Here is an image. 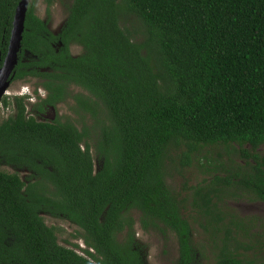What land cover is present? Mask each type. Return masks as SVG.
<instances>
[{
  "label": "trees",
  "instance_id": "trees-1",
  "mask_svg": "<svg viewBox=\"0 0 264 264\" xmlns=\"http://www.w3.org/2000/svg\"><path fill=\"white\" fill-rule=\"evenodd\" d=\"M19 2L0 0L1 63ZM44 2L66 22L53 33L31 1L14 80L49 91L33 113L78 86L82 120L40 121L26 97L4 96L14 112L0 120V264H143L137 220L176 232L179 264L200 255L197 226L215 264H264L253 239L264 219L229 204L264 202V0ZM45 214L78 227L85 255Z\"/></svg>",
  "mask_w": 264,
  "mask_h": 264
},
{
  "label": "rangeland",
  "instance_id": "rangeland-1",
  "mask_svg": "<svg viewBox=\"0 0 264 264\" xmlns=\"http://www.w3.org/2000/svg\"><path fill=\"white\" fill-rule=\"evenodd\" d=\"M33 3L35 4L36 14L46 20L49 19V27L52 29L53 32L58 33L64 26L66 19H67V13L65 12V9L60 4H55L54 7L51 10L52 15L48 17L47 10H46V4L44 0H33ZM71 52L73 56H78L82 53V47L79 45H73L71 47ZM34 79L33 80H24V81H18L15 83H12L10 86L9 92L10 94H7L6 96L9 97L11 101L14 100V96H24L26 97V100L28 102V111L31 115L35 114L31 111V105L34 103H38L41 101L39 95L37 93L39 91L34 90ZM22 88V89H21ZM22 92H33V95H26L21 94ZM81 91V88H79ZM44 94V93H43ZM30 97H33L32 99ZM34 102H33V101ZM72 105L71 102H67L65 104H59L55 110L48 109L46 112V118L47 119H54L59 118L62 119L67 114L71 119H78L75 117L73 110L70 108ZM75 107V106H74ZM14 112V108L12 106H4L2 103L0 104V120L7 117L11 113ZM86 115L83 117L84 121L88 122V125H91L92 119L89 115V113H81ZM77 116V115H76ZM82 120V118L80 119ZM81 125V123H80ZM264 148V146H263ZM202 155V154H201ZM200 155V156H201ZM3 170H9L10 172L14 171L10 167H2ZM28 171L21 172L22 177H25L28 175ZM187 175L191 177L190 183L191 184H197L201 183L202 177H204L201 172L196 168H189L187 170ZM174 181L178 188L181 185L182 179L179 178L178 175H175ZM229 204L234 207H236L240 214H242L244 217H251V218H258V219H264V204L259 202H247V201H241V202H234L230 201ZM133 215L137 219H139L140 212L137 210H133ZM45 220L48 225H56L61 227L60 232L58 234L59 243L63 244L68 247L75 248L77 252L80 254L85 255V252L82 250L84 247H86V244L80 239L75 237L73 234H77V226L67 220L61 219V218H55L48 214H45ZM136 228V236L137 241L140 243L142 247V253H143V262L144 264H178L180 259V245L178 236L175 231H171L169 229H165L164 233L159 230H143L142 229V222L140 220H137V223L135 225ZM194 237L193 242L196 246L197 250H200V255L197 258V261L194 264H215L217 259V248L215 246L214 241L211 240L209 233H207L201 226H197L194 228ZM256 231L253 230V232ZM257 232H261V230L257 229ZM255 233V232H254ZM221 237L215 238L216 244L220 243ZM256 239H264V234H258ZM73 243H76L79 245V247H74ZM256 249L257 252L260 253L262 256H264V246L258 247Z\"/></svg>",
  "mask_w": 264,
  "mask_h": 264
},
{
  "label": "water",
  "instance_id": "water-1",
  "mask_svg": "<svg viewBox=\"0 0 264 264\" xmlns=\"http://www.w3.org/2000/svg\"><path fill=\"white\" fill-rule=\"evenodd\" d=\"M31 1L20 0L15 12L9 48L2 63L0 58V104L4 96L8 94V90L15 76V68L19 63V53L22 47L26 16Z\"/></svg>",
  "mask_w": 264,
  "mask_h": 264
},
{
  "label": "flooded vegetation",
  "instance_id": "flooded-vegetation-1",
  "mask_svg": "<svg viewBox=\"0 0 264 264\" xmlns=\"http://www.w3.org/2000/svg\"><path fill=\"white\" fill-rule=\"evenodd\" d=\"M49 29L52 31V29L50 27H49ZM61 30L59 32H61ZM53 33H55V32H53ZM58 33H55V34H58ZM18 81H24V80H22V79L14 80V78H13L12 83H15V82H18ZM34 82H35L34 83V86H35L34 87V90L36 92L39 91L37 93V95L41 96L42 99L47 98L49 91L43 85H40V83H38V82H40L39 79L34 78ZM12 83H11V85H12ZM69 90H70V92L68 93L65 101H62V102H59V103L57 102L56 105H47V106H45V110L44 111L37 110L36 112H34L36 118H38L40 121H51L52 122V121L56 120L57 119L56 117L54 119H47L45 116H46V112L48 111V109L55 110L56 107L59 104H65L67 102H71L72 105L70 106V108L72 109L74 107V105H76L77 101H75V99L73 97H71V96L77 94L80 90H79V87L78 86H71ZM72 110L74 112L75 117L78 118V119H80V109L79 110L72 109ZM68 117H69V115L67 114V116H65L61 120H65ZM78 119H72V120H78ZM263 146H264V144L262 146H260L258 150L259 151H264ZM260 203L264 204V202H260ZM142 263L144 264V262H142ZM178 264H179V262H178Z\"/></svg>",
  "mask_w": 264,
  "mask_h": 264
},
{
  "label": "clouds",
  "instance_id": "clouds-1",
  "mask_svg": "<svg viewBox=\"0 0 264 264\" xmlns=\"http://www.w3.org/2000/svg\"><path fill=\"white\" fill-rule=\"evenodd\" d=\"M10 89V88H9ZM22 89V88H21ZM18 92H20L21 94H23V95H26L27 97H28V95H32L33 94V92H22V90H20V91H18ZM8 94H10V92H9V90H8ZM7 95V94H6ZM5 95V96H6ZM33 96V95H32ZM31 99L33 98V97H30ZM41 98V97H40ZM33 101V100H32ZM34 102V101H33Z\"/></svg>",
  "mask_w": 264,
  "mask_h": 264
}]
</instances>
